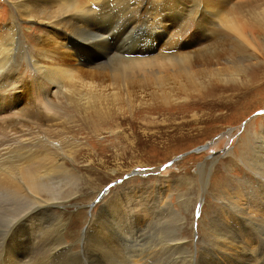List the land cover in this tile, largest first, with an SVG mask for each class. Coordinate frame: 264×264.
Wrapping results in <instances>:
<instances>
[{"label":"bare ground","instance_id":"1","mask_svg":"<svg viewBox=\"0 0 264 264\" xmlns=\"http://www.w3.org/2000/svg\"><path fill=\"white\" fill-rule=\"evenodd\" d=\"M108 13L120 21L119 28H111L112 19ZM187 16L196 21L187 41L181 42L180 35L175 38L170 36L172 39L167 45L159 49L158 43L163 39V33H179L178 28L182 23H177ZM146 28L149 31L157 30L158 40L151 38L148 43L135 42L139 32L141 35ZM200 34L205 44L204 41H196ZM195 43L199 44L193 47ZM263 47L264 0H0V92L5 93L19 86L14 72L25 63L29 65V77L24 87L29 92L31 102L42 110H30V116L37 120H44L49 116L62 117L50 96L63 99L85 122L95 123L92 128H99V125L108 120L112 121L115 117L109 113V107L115 108L122 100L129 104L132 94L140 92L135 87L142 90L151 85L152 94L165 104L173 99L171 91L176 87L188 86L194 90L207 87L205 93L215 97L229 89V81L244 74L247 67L244 61L257 58ZM92 49H98L100 54L92 56L87 53ZM110 58L116 60L107 64L109 67L106 68L103 63ZM77 65L83 67L87 74ZM75 68H78L77 72L74 71ZM0 104L2 109L9 107L3 99ZM187 109L181 116L168 114L163 123L173 119L176 125L194 122L197 126L205 120L199 114L202 110L192 107ZM189 112L191 119L186 120L185 115ZM202 113L209 115V112ZM182 117H185L184 121H177ZM8 118L13 119V116ZM205 118L208 120L209 116ZM0 119L3 120L2 116ZM144 124L146 128L151 126L150 116L144 120ZM115 126L120 127V123L116 121ZM31 129H20L22 131L15 133L7 129L0 130V189L3 195L6 194L17 202L24 196L38 199L44 192L49 197L56 195V186L54 188V184H48L42 179L49 178L52 183L55 182L52 179H60V175L54 177L59 172L66 176L72 174L65 164L72 158L65 153L64 148L76 141L67 136L66 129L53 125L44 127L38 123ZM251 136L260 141L257 149H254V157L263 180L260 185H253V188L240 178L237 179V186L243 189L242 193L249 200L264 206V125ZM138 175L139 172L132 169L126 174V178H137ZM224 181L218 175L212 185L218 187ZM209 184L210 181L207 186ZM138 190L141 191L139 188ZM158 191L160 192L159 189ZM158 191L153 192L157 193L155 199L150 204L147 202L148 209L142 208L140 204V212L136 210V205L133 206L134 203L130 207L125 204L129 203L127 192H118L114 197L108 196L110 198L104 201L99 210L101 218H104L101 219L100 228L104 230L105 239L110 240L116 250L103 254L100 252L104 259L100 258L101 261L105 264H149L154 256L164 257L169 252L179 255L185 249V238L180 231L188 214L193 219L192 208L180 204L179 209L175 210L166 198L162 199ZM21 192L24 194L20 196ZM234 197L230 196L231 200L225 202L231 211L228 221L218 224L217 216L214 215L207 226L208 245L205 249L202 248L204 254L198 259L199 264H251V261L254 264H264V234L259 232L264 231V211L260 215H250L235 205ZM24 202L22 203L26 205ZM46 205L47 201L40 200L36 206ZM194 205L195 202L192 206ZM118 206L126 209L124 215L115 213L118 212ZM167 211L175 213L177 220L174 231H171L172 235L164 234L161 239L156 238L159 244L146 249L145 254L141 248L136 249V245L132 244L140 240L137 232L142 228L146 229L148 225L157 224L160 219L164 220L162 216ZM34 212H23L17 218H10L12 220L6 225L3 247L0 250L3 264H65L69 254L77 258V252H72L70 243L65 240L50 243L46 239L43 242L40 236H36L43 229L38 227L39 230L33 232L37 229ZM88 222L90 223L89 220ZM156 230L153 232L158 231ZM56 231L58 232V228ZM84 231V228L80 231L82 235L85 234ZM155 237L157 236L154 235ZM36 238L39 240L35 241ZM250 242L254 246L253 250L248 247ZM126 243L130 246L122 249L121 246ZM239 254L241 258H238Z\"/></svg>","mask_w":264,"mask_h":264},{"label":"rangeland","instance_id":"2","mask_svg":"<svg viewBox=\"0 0 264 264\" xmlns=\"http://www.w3.org/2000/svg\"><path fill=\"white\" fill-rule=\"evenodd\" d=\"M108 14L112 19L111 28H119L120 21L113 14ZM195 23L196 21L190 16L182 18L177 23V25L181 24L178 28L179 33H163V37L161 36L163 39L158 43L159 49H163L167 42L177 35H180L181 40H179L181 42H186L187 37L195 28ZM147 29L143 30L141 35L139 32L140 37L137 35L134 41L148 43L151 38L158 40V31ZM196 41L203 42V36L200 34ZM199 43H195L193 47ZM205 43L204 41L203 44ZM262 50L264 51V47L258 53L257 58H249L248 61H244L247 66L244 72L245 75H239L238 78L233 80L236 81L235 83L229 81L227 83L229 89L224 90L215 97L205 93L208 90L207 87L198 90L188 86L176 87L171 91L174 100L172 99L165 104L152 94L153 87L151 85L144 87L142 90L135 87V90L140 92L132 94V100L129 104L122 100L117 103L115 108L109 107V113L115 118L110 122L108 120L107 123L99 125V128H92L95 123L85 122L77 116L75 111L63 99L52 96L49 98L56 104V109L59 110L62 117L49 116L44 120L31 117L30 110L39 108L31 102L29 92L24 87L29 77L28 69L31 67L26 63L21 65L14 72L16 83L20 87L17 86L5 93L0 92V101L2 102L3 99L9 105L7 109H2L0 104V117L2 116L3 119H0V130L7 129L9 132L15 133L26 128L31 129L37 123L44 127L53 125L64 127L67 136L76 143L74 142L75 145L64 148L65 153L72 158L65 162L72 173V177L58 171L59 173L54 177L60 175L58 177L60 179H52L55 182L51 183L49 178L42 179L48 184H54V188L56 186L55 191L58 194L49 197L44 192L38 199L25 198L24 196L21 201L17 202L8 195H3L0 189V250L3 247V239L7 230L6 225L9 224V221L14 217L17 218L23 212L29 214V212L35 211L34 220L37 229L33 232H37L38 227L43 229L40 234L36 233L38 238L41 237L43 242L50 243H58L61 239L65 240L70 243L72 252H77V254L75 253L77 258L69 254L65 259V264H105L104 261H101L103 258H101L100 252L102 254L114 252L116 249L114 250V245L110 240L105 239L104 230L100 228L101 219H104L99 214L100 207L108 198L124 191L129 194L127 195L129 203L125 204L130 207L134 203L133 206L136 205V210L140 212V204L142 208L148 209V205L155 199L157 194L153 192L159 189L160 192H158L161 194L162 199L166 198L175 210L179 209L180 204H186L187 208L188 206L190 209L192 208L193 219L188 214L185 225L180 231L181 236L185 238V245L183 246L185 249L181 250L179 255H176L178 253L173 255L169 252L164 257L154 256L153 261L150 260L149 264H199L198 259L204 254L202 248L205 249L208 245L209 232L206 228L212 222L213 216H217L218 221L216 222L220 224L221 221L227 222L231 215V211L225 203L231 200L230 196L234 195L235 205L241 207L250 215H260L264 211V206L258 205V202L254 200H249L242 193L243 189L237 186V179L240 178L243 182H247V185L250 184L251 187L260 185L263 180L262 172L257 168L254 157V149H257L260 141L258 138L251 136L255 130L264 125V52ZM87 53L92 56L100 54L98 49H92ZM159 55L156 54V56ZM114 59H106L103 66L109 67L107 64L113 62ZM72 61L68 60V62ZM79 67L85 73L84 68ZM74 71L77 72L78 68H75ZM233 86L236 87L232 88ZM186 107H192V109L198 111L202 110L199 114L205 120L197 126L194 122H184V125L181 126L176 125L173 119L163 123V121H166L168 114H177L176 116L180 114L179 116H181V113L186 111ZM167 109H169L168 112ZM38 111L42 110L39 109ZM202 112H209V115H204ZM10 116H13V119H9ZM149 116L152 124L146 128L144 120ZM185 116L187 117L186 120L191 119L190 112ZM206 116H209L208 120L205 118ZM184 118L182 117L177 121ZM131 120L133 121L130 122ZM116 121L120 123V127L115 126ZM132 169L139 172L138 177L126 178V174ZM256 174H259V176H256ZM218 175L225 181L216 187L212 183ZM209 181L210 184L207 186ZM123 188L124 190H122ZM112 192L114 193L112 194ZM23 194L21 192L20 196ZM146 199L149 200L146 201ZM40 200L47 201L49 207L47 205L36 206ZM23 201L26 205L22 203ZM14 202L15 204H13ZM16 203H18L17 206ZM12 204L16 207L14 208ZM124 209V207L118 206V212L115 213L124 215L126 210ZM163 217L164 220L160 219L163 222L153 223L148 225L146 229L142 228L139 231L140 233L137 232L140 240L138 243L132 244L133 246L136 245V249L141 248V251L145 254L146 249L149 250V248H154L159 244V240L156 238L161 239L164 234L166 236L172 235L171 231H174V224L177 221L175 213L167 211V214L165 213ZM134 218L136 217L134 216ZM37 223H40V225L37 226ZM163 225L165 226L163 227ZM57 228L58 232L56 231ZM83 228L85 234L82 235L80 231ZM152 229L158 231L153 232ZM259 232L264 234L262 230ZM56 233L59 234L60 238H57ZM55 235L56 237H54ZM99 235H101L100 238ZM154 235L157 237L154 238ZM38 238L35 241H38ZM246 243L249 244V242ZM250 244L248 247L253 250L254 246L251 242ZM112 246L113 248H111ZM125 246L127 248L130 244H123L122 249H125ZM240 255L238 258H241ZM2 259L0 253V264L4 262V259ZM250 263L254 264L255 262L251 261Z\"/></svg>","mask_w":264,"mask_h":264}]
</instances>
